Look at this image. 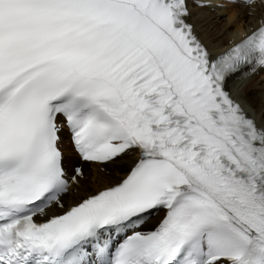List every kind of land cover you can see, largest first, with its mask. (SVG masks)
I'll return each mask as SVG.
<instances>
[{
	"label": "snow or ice",
	"instance_id": "obj_1",
	"mask_svg": "<svg viewBox=\"0 0 264 264\" xmlns=\"http://www.w3.org/2000/svg\"><path fill=\"white\" fill-rule=\"evenodd\" d=\"M228 4L0 0V264H264V23L217 50Z\"/></svg>",
	"mask_w": 264,
	"mask_h": 264
},
{
	"label": "bare ground",
	"instance_id": "obj_2",
	"mask_svg": "<svg viewBox=\"0 0 264 264\" xmlns=\"http://www.w3.org/2000/svg\"><path fill=\"white\" fill-rule=\"evenodd\" d=\"M224 15L228 17L222 24L223 21L220 19ZM257 17L258 14L255 17H251L242 8L230 5L226 9H218L215 12L205 14L201 17L200 22L209 35L218 38L217 50H219L222 48L221 46H226L230 40L241 36L243 29L253 26L256 23Z\"/></svg>",
	"mask_w": 264,
	"mask_h": 264
},
{
	"label": "rangeland",
	"instance_id": "obj_3",
	"mask_svg": "<svg viewBox=\"0 0 264 264\" xmlns=\"http://www.w3.org/2000/svg\"><path fill=\"white\" fill-rule=\"evenodd\" d=\"M227 17H228V16H226V15L222 16V18L220 19L221 21H223L222 24L227 20ZM232 25H233V24H232Z\"/></svg>",
	"mask_w": 264,
	"mask_h": 264
}]
</instances>
